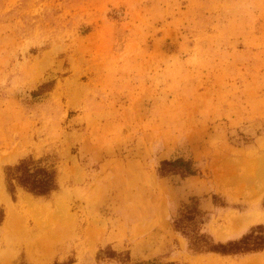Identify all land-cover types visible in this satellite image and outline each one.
<instances>
[{
	"label": "rangeland",
	"instance_id": "obj_1",
	"mask_svg": "<svg viewBox=\"0 0 264 264\" xmlns=\"http://www.w3.org/2000/svg\"><path fill=\"white\" fill-rule=\"evenodd\" d=\"M26 158L55 191L8 193ZM175 159L195 175L158 173ZM257 225L264 0H0V260L264 264L178 229L216 245Z\"/></svg>",
	"mask_w": 264,
	"mask_h": 264
},
{
	"label": "trees",
	"instance_id": "obj_2",
	"mask_svg": "<svg viewBox=\"0 0 264 264\" xmlns=\"http://www.w3.org/2000/svg\"><path fill=\"white\" fill-rule=\"evenodd\" d=\"M171 172H177L181 178H184L194 176L196 170L192 168L190 161H184L183 159L160 162L158 166V173L160 175L163 176ZM4 175L7 191L12 197L14 196L16 187L37 197L48 196L56 189L55 170L52 165L46 163L45 159H23L14 166L6 167ZM187 214L190 217L192 213L187 212ZM178 229H181L183 235L189 238L190 246L195 252L214 253L222 256L264 252V228L261 225L253 227L238 240L217 243L216 245L202 235L196 234L189 237L184 232L186 231L185 228L178 227ZM147 264L158 263L153 261Z\"/></svg>",
	"mask_w": 264,
	"mask_h": 264
},
{
	"label": "bare ground",
	"instance_id": "obj_3",
	"mask_svg": "<svg viewBox=\"0 0 264 264\" xmlns=\"http://www.w3.org/2000/svg\"><path fill=\"white\" fill-rule=\"evenodd\" d=\"M10 213V214H9ZM8 213V218H7V220H6V223L4 224V227H8V226H10V224H11V222H10V220H11V218H12V215H11V212H9ZM253 219H255V218H253ZM262 218H260V217H258V218H256L255 220H261ZM250 221H252V218H249V219H247V218H245L244 220H243V223H249ZM254 221V220H253ZM41 241V240H40ZM39 241V242H40ZM40 245H41V243H39ZM45 244V243H44ZM48 250V249H47ZM31 256V255H30ZM34 258V257H33ZM11 263H12V260H11ZM10 263V260L9 259H6L5 257L3 258V259H1L0 260V264H11Z\"/></svg>",
	"mask_w": 264,
	"mask_h": 264
}]
</instances>
